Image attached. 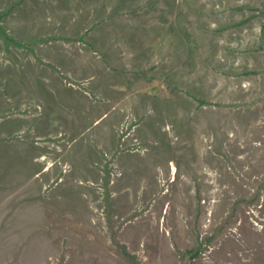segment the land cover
<instances>
[{"label": "rangeland", "instance_id": "obj_1", "mask_svg": "<svg viewBox=\"0 0 264 264\" xmlns=\"http://www.w3.org/2000/svg\"><path fill=\"white\" fill-rule=\"evenodd\" d=\"M0 264H264V0H0Z\"/></svg>", "mask_w": 264, "mask_h": 264}, {"label": "trees", "instance_id": "obj_2", "mask_svg": "<svg viewBox=\"0 0 264 264\" xmlns=\"http://www.w3.org/2000/svg\"><path fill=\"white\" fill-rule=\"evenodd\" d=\"M202 248L203 247L200 245L197 248L190 249V251L193 252L194 256H197L201 252Z\"/></svg>", "mask_w": 264, "mask_h": 264}, {"label": "bare ground", "instance_id": "obj_3", "mask_svg": "<svg viewBox=\"0 0 264 264\" xmlns=\"http://www.w3.org/2000/svg\"><path fill=\"white\" fill-rule=\"evenodd\" d=\"M174 196V195H173Z\"/></svg>", "mask_w": 264, "mask_h": 264}]
</instances>
